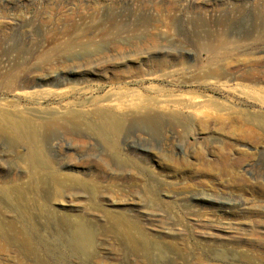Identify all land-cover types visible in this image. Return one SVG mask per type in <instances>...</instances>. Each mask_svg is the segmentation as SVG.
Returning <instances> with one entry per match:
<instances>
[{
  "label": "rangeland",
  "instance_id": "374dc122",
  "mask_svg": "<svg viewBox=\"0 0 264 264\" xmlns=\"http://www.w3.org/2000/svg\"><path fill=\"white\" fill-rule=\"evenodd\" d=\"M111 19L124 29L117 38L123 60L96 62L89 71L71 72V67L39 72V85L16 95L0 87V108L13 112L15 107L6 104L14 99L22 109L52 106L49 103L57 99L53 95L42 94L38 100L24 94L45 90L63 94L81 86L91 89L89 95L110 99L130 91L151 97L154 90H162L170 99L196 92L232 100L203 89L204 82L193 70L183 77L187 84L177 85L157 72L153 62H171L174 66L168 71L181 62L205 64L207 53L197 51L193 32L210 31L230 42L254 30L264 31V0H0V82L21 71L16 66L23 58L29 61L26 68L36 69L40 60L35 57L63 47L81 30L97 25L106 29ZM63 27L71 31L67 36L58 35ZM163 32L167 36L162 38L172 44L163 42V54L145 49L144 35ZM112 39L99 35L95 43L108 56L116 55L108 49ZM78 42L84 41L75 42L80 46ZM244 42L229 45L237 49L229 59L237 70L252 59L264 60V50L247 49ZM13 48L29 49L32 56L17 58ZM138 68L143 76L136 74ZM45 74L50 75L43 78ZM63 77L67 84L60 86ZM234 83L227 84L231 94L237 93ZM236 96L237 105L261 110L257 102L245 98L249 104H243L244 96ZM65 98L76 100L78 95ZM179 128L172 131L167 126V133L159 137L135 130L131 136H119L122 156L132 159L135 168L121 167L93 140H77L61 131L44 136L48 161L69 164V169H58L60 173H74L82 181L69 188L53 186L46 173L44 181L33 183L19 157L22 144L14 147L0 136V264H264V134L202 132L197 125L186 133ZM224 157L229 175L202 163L214 164ZM63 218L92 230L91 242L83 249L71 243L72 229L61 222ZM127 229L133 232L137 249L124 238ZM20 240L29 250L20 249Z\"/></svg>",
  "mask_w": 264,
  "mask_h": 264
},
{
  "label": "bare ground",
  "instance_id": "6f19581e",
  "mask_svg": "<svg viewBox=\"0 0 264 264\" xmlns=\"http://www.w3.org/2000/svg\"><path fill=\"white\" fill-rule=\"evenodd\" d=\"M97 26H92L87 32L81 30L73 38L69 37L70 39L65 41L63 47L54 46L49 51L43 52L39 57H35L36 60H40V65L36 69L26 68L29 61L27 58L22 57L30 55L29 49L19 48L16 51V48H13V51L17 53L16 57L23 58V63L16 66V69H22L17 73H13V71V74H10L6 80L0 82V87L4 88L8 93H15L16 95L17 92L38 86L39 80L36 77L41 76L39 72L66 71L71 67H73V69H70L71 72L89 71L96 67V65L94 66L96 62L105 64L107 62L111 63L114 60H123L120 54H118V51L121 49V42L117 38L120 34L124 33V29L117 27L113 19H111V24L106 29L104 27L98 28ZM63 28L62 32L58 33V35L67 36L71 31H67L69 28L66 30V27ZM72 28L75 31L80 30V28ZM193 31L195 30L193 29ZM193 33L195 37L194 46L197 51L207 53L206 63L202 64L196 60L194 64L189 65L181 62L177 68L168 71L174 65L171 62L159 59L156 62L152 61L158 68L157 72H164L165 77L171 78L172 82L177 85H182L186 83L183 79L185 74L193 70L196 72V79L204 82L205 86L203 89L213 94L225 95L228 98L232 96V100L223 101L196 92L185 95V98H177L178 95L173 96L169 94L170 97H173L170 99L165 96L166 94H162V90H154V96L151 97H145L138 92L130 91L122 93L117 98L110 99L94 97L92 94L89 95L88 92L91 89L81 86L72 92L63 94L53 93L48 90L40 93L29 92L24 94L28 98L38 100L42 98V94L45 96L53 95L57 99L53 101L49 99L52 101L49 104H54L52 106H36L35 108L22 109L14 99V102L11 104H6L7 106L15 107L13 112L0 108V136L9 139L14 147L15 145L22 144L24 153L19 157L26 164L29 171H31L32 182L37 184L44 181L46 173L50 183L58 188L83 185L82 181L74 173H67L65 175L60 173V168L69 169V164L64 165L65 163H63L57 166L46 158L41 138L44 136H48L49 138L50 134L59 131L68 136H75L77 140L87 138L95 141L97 145L102 146L107 153L115 158H111L113 161H116L123 168H135L133 166L137 165L132 159L123 158V150L118 142V138L122 135L131 136L134 130L139 134L146 132L152 137H159L164 135L167 126L172 131H175L176 127L178 129H180L179 127H183L185 132L188 133L187 131L193 125H197L198 129L202 132L218 131L226 133L228 131V134L235 133L248 136H251V134L256 135L258 132L264 134V60L252 59L242 64L243 68L239 70L236 68L238 65H234L233 61H229L232 50H237L229 46L234 44V42L240 44L239 42L245 41L248 42L245 45L247 49L264 50V31L261 29L254 30L230 42L229 37L221 39L214 36L210 31H205L204 35H199L200 30ZM99 35L102 38L106 35L113 37L108 49L114 50L116 55L111 54V56H108L101 46L96 45L95 38ZM162 36H167V32L153 37L144 35L142 40L143 42H147L145 49L152 51V53L163 54L162 47H165L163 42L170 43V41L164 40ZM79 39L84 42H81L82 44L78 42V45H81L77 46L75 42ZM169 45L172 44L170 43ZM138 50L141 51L140 49ZM8 53L10 54V52ZM78 56H81L83 61L79 60ZM15 65L17 64L15 63ZM141 71V68H138L136 74L143 76L141 74L143 72ZM152 73L154 71L150 72V74ZM49 75L45 74L43 78ZM65 78L60 79L58 83L60 86L67 84L65 83L67 82ZM39 79L41 78L39 77ZM232 81H235L234 88L237 92L236 94L244 96V103H242L249 104L245 98L251 99L258 103V107L261 110L256 111L237 105L233 99L239 100L240 97L238 98L236 94H231L233 93L232 90L227 88V84ZM69 94L78 95V98L76 100H66L65 97ZM58 98L61 100H58ZM46 99L44 98L43 100ZM23 114L27 116H23ZM60 135L62 134L60 133ZM73 148L71 147V149ZM202 163L205 166L208 165V167H213V165L219 167V174L224 176L229 175L228 170L230 165L226 157L219 158L214 164L208 163L205 160ZM8 200L10 201V198ZM61 222L68 229H72L70 241L74 246L83 249V246H87L91 242L92 230L88 229L84 223L68 222L65 218L61 219ZM135 229L140 231L138 226H135ZM125 233L124 238L127 239V242H129L133 249H137L138 245L133 238V232L127 229ZM15 238L17 239V237ZM19 247L21 250H29L28 243L25 240L19 241Z\"/></svg>",
  "mask_w": 264,
  "mask_h": 264
}]
</instances>
